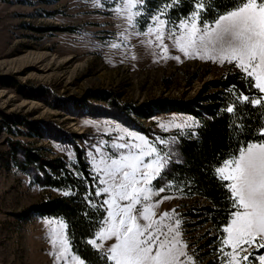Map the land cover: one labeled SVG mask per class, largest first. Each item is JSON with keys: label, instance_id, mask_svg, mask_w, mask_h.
I'll list each match as a JSON object with an SVG mask.
<instances>
[{"label": "rangeland", "instance_id": "374dc122", "mask_svg": "<svg viewBox=\"0 0 264 264\" xmlns=\"http://www.w3.org/2000/svg\"><path fill=\"white\" fill-rule=\"evenodd\" d=\"M122 3L123 0H100L97 6L96 0H0V61L13 60L29 52L69 58L56 70L59 76L47 82L29 78L35 70L32 67L20 72L0 70V93L4 94L1 99L5 101L0 104V264H74L71 259L57 261L53 255L56 249L47 222L62 219L27 211L41 199L63 195L66 191L44 186L42 173L36 166L23 170L16 164V160H23L24 148L35 149L47 159L62 157L71 166L74 147H81L100 180L106 178L103 171L96 170L97 165L103 168L101 158L118 159L129 149L115 145L141 144L139 137H144L167 160L165 170L171 162L181 160L177 133L193 129L196 119L176 111L141 118L127 112L124 105H139L162 97L191 99L227 69L238 68L234 63L232 66L228 62L189 58L180 52L169 30L179 34L178 25L182 20L176 28L168 27L165 31L164 44L168 47L165 53L154 34L145 35L149 26L155 27L153 18L161 12L151 15L148 24L140 29L139 16L133 26L125 15L116 13ZM176 56L180 59L173 58ZM81 64L85 66L79 68ZM192 74L195 76L189 79ZM6 78L11 82L8 86L3 84ZM30 103L38 107L30 108ZM6 117L18 118L22 123L8 122ZM185 122L188 126L176 127ZM33 123L39 135L30 134ZM152 159L155 154L145 157V162ZM159 184L158 188L165 190L151 202L171 198L163 199L155 209V219L174 210V219L163 221L164 230L167 231V225L175 226V219H179L180 240L187 244L190 240L182 213L193 200L171 191L163 181ZM200 203L206 202L199 200ZM105 208L100 229L106 227L107 205ZM201 230L198 227L196 232ZM115 242V238L104 241L105 249ZM228 248L226 252L232 251ZM190 249L187 247L185 251L193 257ZM258 249H249V260L241 264H252L254 258L260 264L258 257L264 252H252ZM69 252L70 256H77L71 248ZM243 255L240 253V257Z\"/></svg>", "mask_w": 264, "mask_h": 264}, {"label": "snow or ice", "instance_id": "6c2138e0", "mask_svg": "<svg viewBox=\"0 0 264 264\" xmlns=\"http://www.w3.org/2000/svg\"><path fill=\"white\" fill-rule=\"evenodd\" d=\"M146 2L123 0L122 6L115 11L118 15H125L128 23L135 26L136 17L141 15L139 9ZM96 5L100 6V0H96ZM212 5L213 0H196L195 10L179 23V34L169 30L175 47L189 58L234 63L253 81L259 93L264 94V0H239L235 10L218 15L214 24L202 23V13L211 12ZM173 6L178 7L176 0L165 7ZM165 14L166 11L161 10L160 15L153 18L155 27L149 26L145 35L154 34L167 53L164 39L168 21L161 18ZM173 58L180 59L179 56ZM242 100L261 105L264 95L255 99L243 96ZM233 111L232 107L227 108V112ZM182 126H188V123L176 125L178 128ZM261 135L264 136V132ZM139 140L142 143L137 145H115L129 149L128 153L120 155L118 159L101 158L103 168L96 166V170L103 171L106 177L99 180L105 187L97 188L96 195L108 196L103 201L108 211L104 222L106 227H102L95 234L96 238L88 243L101 250L113 264H196L185 251L187 244L180 240L181 221L175 219V226L167 225V231L164 230L163 221L166 218L174 219L175 211L165 212L155 219V209L163 199L171 198L151 202L154 196L165 190L163 187L154 189L152 182L161 175L167 160L144 137H139ZM153 154L155 159L145 162V157H152ZM216 172L222 180L230 181L227 187L236 208L230 224L223 230L227 235L222 243L232 251H221L227 258V264H241L249 260V249L264 248V142L248 144L239 151L238 156L225 161ZM64 195L70 193L65 192ZM47 223L53 248L56 249L53 253L55 259H71L74 264H85L79 257L70 256L69 239L64 231L67 225L62 220H49ZM113 238L116 242L105 249L103 242ZM240 253L245 255L240 257ZM258 260L264 264V254Z\"/></svg>", "mask_w": 264, "mask_h": 264}, {"label": "trees", "instance_id": "16d2710c", "mask_svg": "<svg viewBox=\"0 0 264 264\" xmlns=\"http://www.w3.org/2000/svg\"><path fill=\"white\" fill-rule=\"evenodd\" d=\"M172 3L173 0H147L141 8L139 28L144 29L150 16L161 10L166 11L163 18L168 21V27L176 28L195 10L196 0H176L178 7H165ZM238 4L239 0H213L212 11L203 12L201 22L212 25L218 15L235 10ZM194 76L192 74L189 79ZM3 84L8 86L11 82L6 78ZM261 95L264 94L259 93L253 81L240 69L230 68L206 83L194 98L162 97L139 105H124L127 112L141 118L176 111L192 115L197 121L193 129L177 133L181 160L171 162L153 185L158 188L159 182L163 181L171 191L193 200L182 214L186 218L183 221L185 233L190 240L187 247L192 248L190 252L199 264H224L226 261L221 249L226 252L229 248L222 243L223 230L236 208L227 187L229 182L222 180L216 169L224 161L238 156L248 144L264 142L261 135L264 132V102L252 105L242 100L243 96L255 99ZM228 107L234 111L227 112ZM5 120L16 125L22 123L18 118L6 117ZM30 129V134L39 135L34 123L30 124ZM23 151V160H16L19 167L25 170L30 165L36 166L42 173L44 186L70 193L43 198L27 211L41 217L62 219L67 225L66 235L72 252L85 264H113L101 250L88 243L102 226L106 208L104 195H96V189L101 185L85 151L74 147L71 166L62 157L47 159L35 149L24 148ZM199 200L206 203L199 204ZM198 227L202 228L201 232H196ZM252 252L261 254L264 248ZM252 262L257 264L255 258Z\"/></svg>", "mask_w": 264, "mask_h": 264}, {"label": "bare ground", "instance_id": "6f19581e", "mask_svg": "<svg viewBox=\"0 0 264 264\" xmlns=\"http://www.w3.org/2000/svg\"><path fill=\"white\" fill-rule=\"evenodd\" d=\"M68 60L69 58H59L54 54L29 52L26 55L13 60L0 61V70H4L6 72H20L26 67H32V69L34 68L35 70L29 74V78L47 82L51 78L59 76L56 73V70L61 64ZM83 66H85V64H81L79 68H82ZM72 72L70 73L71 75L74 74L75 70ZM71 78L72 77L68 79ZM1 97H4L3 93H0V104H4L5 101L1 99ZM29 106L30 108L38 107V105L34 103H30Z\"/></svg>", "mask_w": 264, "mask_h": 264}, {"label": "crops", "instance_id": "0c3cea01", "mask_svg": "<svg viewBox=\"0 0 264 264\" xmlns=\"http://www.w3.org/2000/svg\"><path fill=\"white\" fill-rule=\"evenodd\" d=\"M95 237H96V235H95ZM95 237L93 238V239H95ZM92 240V239H91Z\"/></svg>", "mask_w": 264, "mask_h": 264}]
</instances>
